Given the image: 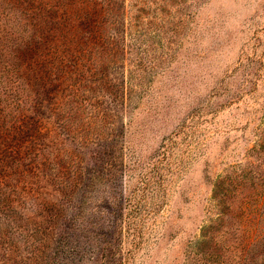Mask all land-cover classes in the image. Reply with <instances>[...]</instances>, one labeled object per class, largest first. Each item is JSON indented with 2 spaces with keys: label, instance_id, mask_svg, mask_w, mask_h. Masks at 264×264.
Listing matches in <instances>:
<instances>
[{
  "label": "rangeland",
  "instance_id": "obj_1",
  "mask_svg": "<svg viewBox=\"0 0 264 264\" xmlns=\"http://www.w3.org/2000/svg\"><path fill=\"white\" fill-rule=\"evenodd\" d=\"M10 2L0 54L28 62L30 103L11 125L0 101V264H207L264 234V0H24L27 40L7 32ZM81 2L111 29L90 56L107 92L81 88L84 61L62 45ZM209 225L216 244L194 258Z\"/></svg>",
  "mask_w": 264,
  "mask_h": 264
},
{
  "label": "trees",
  "instance_id": "obj_2",
  "mask_svg": "<svg viewBox=\"0 0 264 264\" xmlns=\"http://www.w3.org/2000/svg\"><path fill=\"white\" fill-rule=\"evenodd\" d=\"M80 4L81 5H77L75 8V16L66 11V17L63 22L66 30L63 32L64 44L62 45L66 48V53H70L74 50L75 53H79V58L84 61L81 70L84 72L85 76L89 74V77L86 79L85 83L82 84L81 88L87 89L88 86L93 94L107 92L109 85L108 78L103 70V62L101 60V64H99L98 59L96 62L94 60L91 62V57L93 56L92 54H98L99 52L106 51L107 48L109 49L110 42L107 38V34L111 29L110 26H108L107 21L102 20L100 22L99 20V16L103 12L102 4H84V2H81ZM10 5L12 7L8 14H11V21L7 32H13V29L15 28V32H19L22 35V38L27 40V37H29L30 32H33V30H31L29 25L25 22L27 21V17L25 15L27 7L26 2H24V0H11ZM69 6V9L72 10L71 4H69ZM14 34L15 33H11L7 39L10 47H12L11 49L19 43L18 39L20 37L13 36ZM22 38L20 39L24 40ZM3 53L0 54V58L2 55H5L6 58L2 59L4 61L0 60V74L2 79V82L0 83V101L5 103L2 110L3 112H7L6 115L10 114L12 111L14 113L16 111L15 114L13 113L14 116H12L13 122L11 125H13L14 123L17 124V122L19 123L21 121L23 117L20 116L23 115L22 113L24 111H27L28 104L30 103V91L28 88L30 85L26 80L28 78L29 65L28 62L26 63L25 59H23V55L20 56L21 52L19 51L14 52L9 50L8 53L5 51ZM65 55L67 54L64 53V56ZM9 110H11V112ZM226 181L227 180H220L218 182H214V191H216L214 199L216 202L219 197L218 191L223 188ZM133 195L134 194H128L124 200L123 207L125 210H123L121 206L120 209L116 211L117 219L115 221L114 228H117L118 230L120 229V236L113 240L115 242H122L123 240L121 234L124 223L126 224L127 238L129 237L131 228V224L129 223H131L132 220L134 221V214L138 211L133 209L132 206ZM95 226L96 224L93 225V227ZM214 231H218L217 226L209 225L205 228L202 235L204 241L194 253V258H196L201 251L203 253V246L205 244L209 242H214L216 244V235L218 232L214 234ZM101 235L105 238L108 236L104 233ZM112 237L115 238V236ZM120 246L121 243L118 245L116 250L114 247L111 248L112 245H110L109 242H106L105 246L101 248V252L103 253V256H106L108 252H112L114 250H116L115 253H117L120 250ZM262 246H264V234L246 243L245 248L235 254V257L232 254H226L224 252V248L226 246H223V258L210 260L207 264H250L249 261L251 256ZM208 255H211L215 259L218 254L210 253Z\"/></svg>",
  "mask_w": 264,
  "mask_h": 264
}]
</instances>
